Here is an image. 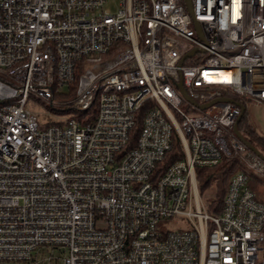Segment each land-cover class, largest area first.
Here are the masks:
<instances>
[{
    "label": "built area",
    "instance_id": "obj_1",
    "mask_svg": "<svg viewBox=\"0 0 264 264\" xmlns=\"http://www.w3.org/2000/svg\"><path fill=\"white\" fill-rule=\"evenodd\" d=\"M108 2L0 0V264H264V159L234 131L264 103V0ZM74 82L62 120L27 105ZM224 157L245 168L210 211L195 168Z\"/></svg>",
    "mask_w": 264,
    "mask_h": 264
},
{
    "label": "rangeland",
    "instance_id": "obj_2",
    "mask_svg": "<svg viewBox=\"0 0 264 264\" xmlns=\"http://www.w3.org/2000/svg\"><path fill=\"white\" fill-rule=\"evenodd\" d=\"M109 6H114V0H109ZM72 95L69 85L63 84L59 87V92H56L54 99L50 101H45L42 99H31L27 102V105L39 116L40 120L43 123H49L56 120H62L74 113L72 109H66L67 104H63L64 100H67ZM244 114L246 120L255 131L264 136V103H257L248 99H245V110ZM232 158V157H227ZM239 162V166L232 170L233 173L235 170L240 168H245V163L243 159L236 158ZM258 179H261L258 180ZM251 183L254 185L260 197H264V178L252 175ZM199 188V187H198ZM219 188L217 178L213 179L209 185H207L203 190L199 188V191L205 201H208V209L210 211H218L220 209V203L217 202V209H213V205L210 204V199L215 198L217 190ZM216 202V201H215ZM214 202V203H215ZM212 205V209H211ZM165 225L168 228H177L179 226H186L184 220L180 217L169 218ZM59 255V249L57 247H51L49 245L39 246L37 251H33L34 256L37 255L39 257L48 256L49 254Z\"/></svg>",
    "mask_w": 264,
    "mask_h": 264
},
{
    "label": "trees",
    "instance_id": "obj_3",
    "mask_svg": "<svg viewBox=\"0 0 264 264\" xmlns=\"http://www.w3.org/2000/svg\"><path fill=\"white\" fill-rule=\"evenodd\" d=\"M68 85H69V88H70V91L72 94L70 96H73L75 93L76 83L74 82V83H70ZM243 102L245 104V99H243ZM149 104H150L149 101H145L141 105L139 110L137 111L135 123H134V126H133V128L131 130V134H130L131 140L129 142V146H131L135 143L139 128L141 126L142 115L145 112V110L147 109V107L149 106ZM66 109H71V108L66 107ZM96 111H97V107H96V103L94 101L91 103V105L87 109L82 110V111H77L76 116L79 117L81 120L83 117H85L86 119H91L95 116ZM53 122H55V121H53ZM238 127L240 128L242 133L246 137H248L264 153V136L258 134L255 131V129L252 127V125L247 122L244 113L242 114V116L239 120ZM182 156H183V147H182L180 139L176 136L173 140L172 148L166 153L163 161L159 165H160V167L164 166L165 164L171 162L172 160L179 158V157H182ZM237 165L239 166V162L236 158L224 157L216 165L203 166V167L197 166L195 168L197 184L201 190H203L207 185H209L213 179L217 178V180H218L219 188L217 190L216 196H215V198L213 197L210 199V204L213 205L214 210L217 209V206H218L217 202L220 203V205H221V203L223 201V196L225 194V190L227 188L229 178L232 174L231 172L233 169H235L237 167ZM258 180L261 181V179H258ZM251 185L253 188H255L252 183H251ZM212 205H211V209H212Z\"/></svg>",
    "mask_w": 264,
    "mask_h": 264
},
{
    "label": "water",
    "instance_id": "obj_4",
    "mask_svg": "<svg viewBox=\"0 0 264 264\" xmlns=\"http://www.w3.org/2000/svg\"><path fill=\"white\" fill-rule=\"evenodd\" d=\"M186 3H187V6H188V9L192 12V10H191V3H190V0H186ZM194 50H195V48H193V49H190L189 51H187L186 53H185V55L180 59V62H182L183 61V59L186 57V56H188V55H190V54H192L193 52H194ZM178 86H179V88H180V90H181V92L183 93V95L186 97V98H188V99H190L191 101H194V99L187 93V91H186V89H185V87L183 86V83H182V80L180 79L179 81H178ZM223 98H227V99H231V97H223ZM209 102H207V103H203V104H201V107H204V106H206L207 104H208ZM240 103V106H241V112H240V115L238 116V118L236 119V121H235V124H234V131H235V133L238 135V137L244 142V143H246V145L250 148V149H252L258 156H260L262 159H264V153L248 138V137H246L243 133H242V131L240 130V128L238 127V123H239V120H240V118H241V116H242V114L244 113V110H245V104L244 103H242V102H239Z\"/></svg>",
    "mask_w": 264,
    "mask_h": 264
},
{
    "label": "crops",
    "instance_id": "obj_5",
    "mask_svg": "<svg viewBox=\"0 0 264 264\" xmlns=\"http://www.w3.org/2000/svg\"><path fill=\"white\" fill-rule=\"evenodd\" d=\"M262 197V196H261ZM262 198H264V197H262Z\"/></svg>",
    "mask_w": 264,
    "mask_h": 264
}]
</instances>
